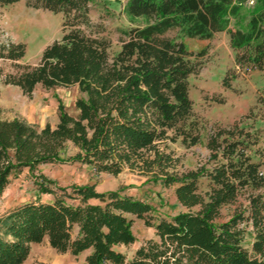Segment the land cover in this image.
Here are the masks:
<instances>
[{
	"label": "trees",
	"instance_id": "trees-1",
	"mask_svg": "<svg viewBox=\"0 0 264 264\" xmlns=\"http://www.w3.org/2000/svg\"><path fill=\"white\" fill-rule=\"evenodd\" d=\"M18 1L0 0V7ZM23 1L62 14V36L35 65L19 62L23 44L0 46V59L13 67L1 74L2 83L27 96L37 85H76L83 97L75 101L76 115L58 106L54 127L0 119V197L11 175L23 169L79 163L96 174L116 176L127 168L163 186L176 185L183 210L156 219L150 204L122 189L97 192L86 184L67 193L38 174V192L53 199L25 202L0 217V264H23L32 245L44 240L58 253L87 252L86 264H264V171L253 159L255 133L240 122L213 128L206 161L182 172L166 144L194 146L200 139L189 96L197 67L177 36L210 39L225 31L234 64L264 71V0H255L259 9L245 29L229 25L249 0H126L124 13L140 23L121 30L115 52L110 40L88 31L92 0ZM222 84L229 87L227 77ZM68 145L74 154L67 155ZM202 178L208 180L203 193ZM227 206L234 209L223 218ZM134 219L153 228L155 238L128 258L119 248L134 243ZM246 234L252 238L249 249Z\"/></svg>",
	"mask_w": 264,
	"mask_h": 264
},
{
	"label": "rangeland",
	"instance_id": "rangeland-1",
	"mask_svg": "<svg viewBox=\"0 0 264 264\" xmlns=\"http://www.w3.org/2000/svg\"><path fill=\"white\" fill-rule=\"evenodd\" d=\"M126 0H92L89 4L91 22L88 31L110 40L111 50L119 49L121 30L140 23L130 21L124 13ZM259 9L255 0L242 5L240 14L230 19L231 28H246L251 14ZM175 36L176 33H171ZM62 36V14L45 9H35L20 0L0 7V46L23 44L24 56L19 61L24 64L38 63L42 51ZM193 55L197 71L189 77V96L193 103V114L199 126V142L186 146L180 140L167 142V151L179 162V172L194 169L204 163L208 157L206 140L215 127H227L234 122L251 129L258 137L257 145L252 148L253 159L262 163L264 171V71L238 67L234 64V52L230 48L228 34L223 31L210 39L179 37ZM13 71L12 63L0 59V119H18L37 129L45 124L54 127L58 123V106L76 115L75 101L83 97L76 85L43 88L37 85L30 96L24 95L19 88L2 83L1 74ZM227 77L229 87L222 82ZM68 145L67 155L75 153ZM42 174L53 180L56 186L67 193L80 185H94L97 192L121 190L122 194L141 199L154 208L153 216L171 217L183 208L178 204L174 190L176 185L163 186L149 177L125 168L120 174H96L88 166L79 163L40 165L33 173L23 169L11 175L9 184L0 197V217L13 208L29 201L40 199L51 201L52 195L41 194L36 185V175ZM199 191L208 189V180L198 182ZM264 194V188L260 190ZM57 190V194H62ZM69 204L77 201L64 197ZM95 202V201H93ZM234 206L222 208L223 218H227ZM132 231L135 241L128 247H120L131 258L134 251L147 239L155 238L154 229L147 227L143 220L134 219ZM250 234L245 235L244 246L249 249ZM87 252L77 256L70 253H58L44 240L32 245L30 254L23 264H86Z\"/></svg>",
	"mask_w": 264,
	"mask_h": 264
},
{
	"label": "crops",
	"instance_id": "crops-1",
	"mask_svg": "<svg viewBox=\"0 0 264 264\" xmlns=\"http://www.w3.org/2000/svg\"><path fill=\"white\" fill-rule=\"evenodd\" d=\"M15 87V86H14ZM17 87V86H16ZM18 88V87H17Z\"/></svg>",
	"mask_w": 264,
	"mask_h": 264
}]
</instances>
